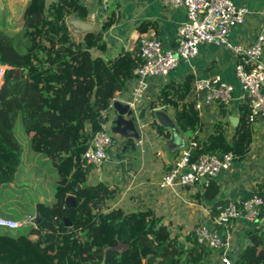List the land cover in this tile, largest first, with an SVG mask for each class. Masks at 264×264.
Listing matches in <instances>:
<instances>
[{"label":"trees","instance_id":"16d2710c","mask_svg":"<svg viewBox=\"0 0 264 264\" xmlns=\"http://www.w3.org/2000/svg\"><path fill=\"white\" fill-rule=\"evenodd\" d=\"M15 8L22 12L12 29L0 26V65L7 67L0 87V185L13 183L21 164V145L14 132L17 125L25 135L32 133L29 147L46 157L55 181L52 198L35 204L36 230L0 233V264H211L209 251L196 242L192 232L184 237L173 234L172 226L151 209H109L121 189L105 182L88 183L93 168L83 154L106 122L112 100L120 98L142 64L139 36L125 51L105 59L100 56L107 49L103 32L118 20L114 9L102 18L99 31L87 32L76 42L65 20L73 15L87 22L91 8L75 0H26ZM144 26L139 32L146 31ZM17 34L23 41L21 54L13 46ZM192 82L188 75L181 83H166L150 103L151 108L169 109L183 134L202 127L193 104L187 101ZM219 108L223 116L232 114L230 107ZM249 113L244 98L229 140L225 122L215 123L206 139L189 137L195 142L190 161L196 163L204 154L222 158L227 153L235 161L243 160L251 150L257 125L249 121ZM152 124L163 139L169 138V132L155 121ZM171 167L167 162L165 171ZM213 179L203 186L202 196L207 200L220 191ZM254 192L264 198L262 187ZM67 196L75 197V209L64 208ZM32 234L36 235L33 240ZM247 239L234 264H264L262 227L251 229Z\"/></svg>","mask_w":264,"mask_h":264},{"label":"crops","instance_id":"0c3cea01","mask_svg":"<svg viewBox=\"0 0 264 264\" xmlns=\"http://www.w3.org/2000/svg\"><path fill=\"white\" fill-rule=\"evenodd\" d=\"M24 1L26 0H0V26L4 24L8 31L12 29L14 20L22 12L21 9L15 8V6L19 5L20 2L24 3ZM76 2L92 9L93 12L86 23L96 26V31L100 30V22L110 9L117 12V22L103 32L107 49L100 56L105 59L113 58L121 51H125L131 46L133 39L138 36L139 38H148L155 35L166 48L174 47L177 40V30L185 21V12L182 9L162 6L156 0H119L116 3L109 0H75ZM232 2L237 8L248 10V15L243 25H238L231 30L228 40L233 44H239L246 48L255 40L256 34L261 30L264 0H232ZM99 15L103 17L100 19ZM65 23L74 40L81 42L85 35V31L81 29L83 22L71 15L66 18ZM141 25H145L144 29L147 28L146 31L139 32ZM13 41L14 49L21 54L23 41L20 34L15 35ZM237 62V58L228 49L214 45H204L200 47L196 58L180 62L177 68L170 72L165 79L154 77L150 80L149 100L146 101L148 104L145 105L144 103L143 108H141L142 121L139 117L137 118L141 141L133 144L131 149L134 150L136 156L133 157L131 154H127L126 157L119 158L124 162L123 167L117 163L118 159L111 161L114 152L122 147L121 144L113 141L114 147L108 152L109 161L101 168L92 169L88 175V183L91 185L105 182L109 185H116L121 189L120 194L112 201L109 209H151L158 217H161L163 222L172 226L173 234L184 237L192 232L196 226H211L213 218L227 202L246 200L258 188L262 187L264 189V118L256 123L249 154L243 160L235 161L230 170L221 172L214 177L213 180L220 191L212 200H207L202 196L204 187L201 184H196L191 188L175 187L172 189H161L158 186V180L163 173L167 172L165 166L169 162L162 146V142L167 138L163 139L155 131L152 124L154 121L153 110L164 108L150 107V103L156 98L158 90L169 82L181 83L188 75L193 77V81L218 76L223 82L230 84L233 87V101L229 108L232 114L223 116L217 104L203 107L198 111L202 122L201 129L195 133L188 132L184 134L187 142L191 136L206 139L213 132L215 123L225 122L227 123L225 137L229 140L237 124L239 104L243 100V93L235 77ZM120 97L126 99L128 93L124 92ZM194 100L195 95L189 91L187 101L193 104ZM169 114L172 116L170 110ZM230 117H234V119L230 120ZM14 132L21 145V164L17 169L13 183L0 185V190L3 189L6 192H0V209L2 211H6L4 206L8 202L13 201L14 203L21 197L20 172L23 168L32 167L30 163L25 164L27 157H31V155L43 157V155L32 152L29 147V138L32 133L25 135L19 125L16 126ZM172 162L169 163L172 164ZM108 165H111V172L103 170ZM122 175H124L123 182ZM52 179L54 182L55 179ZM9 187H12V189ZM9 190L13 193V200L11 198L5 199ZM20 204H16L17 207ZM34 214H37L36 211ZM258 226L262 227L264 233V213L258 223L250 224L244 221L234 223L232 228L233 238L227 253L232 264L248 244L247 233ZM29 231V228H23L17 232L25 234ZM0 233L4 232L0 230ZM31 236H33L32 240L36 238L34 234ZM223 254L221 252L211 255V264H222L220 259Z\"/></svg>","mask_w":264,"mask_h":264},{"label":"built area","instance_id":"2783aa9c","mask_svg":"<svg viewBox=\"0 0 264 264\" xmlns=\"http://www.w3.org/2000/svg\"><path fill=\"white\" fill-rule=\"evenodd\" d=\"M118 2L119 0H111ZM162 6L182 9L185 21L177 30V40L174 47L166 48L155 36L140 38L138 41L139 57L142 64L137 67L134 76L127 81L123 91L128 98L120 99L129 104L138 118L137 111L143 108L149 100L150 80L154 77L165 79L180 62L196 58L200 47L214 45L228 49L238 62L235 66V77L243 93V99L249 102V121L264 118V15L261 14V30L255 40L246 48L233 44L228 35L233 28L243 25L248 15L245 8H237L232 0H156ZM7 67L0 65V87L3 83ZM190 92L195 95L194 110L211 104L230 107L233 101V87L215 76L207 79L194 80ZM158 109V108H157ZM107 113L105 114V119ZM188 146L178 152L171 164V169L161 175L158 186L161 189L175 187L191 188L196 184L208 186L217 174L231 169L235 158L231 153L222 158L204 154L198 162L190 161L195 142L189 140ZM114 147L113 140L105 132V123L101 130L91 139L89 148L83 154V160L91 168H101L109 161L108 152ZM119 150V149H118ZM118 164L124 166L123 160ZM264 198L256 193L246 200L229 201L222 206L213 218L211 226H196L192 233L199 245L209 251L210 257L224 253L222 264H232L227 256L233 236V225L239 221L246 223L260 222L263 214ZM37 217H26L15 221L0 217V230L17 232L23 228L37 229ZM33 238V236H29ZM35 238V237H34ZM109 264V263H102Z\"/></svg>","mask_w":264,"mask_h":264},{"label":"water","instance_id":"95a60500","mask_svg":"<svg viewBox=\"0 0 264 264\" xmlns=\"http://www.w3.org/2000/svg\"><path fill=\"white\" fill-rule=\"evenodd\" d=\"M82 22V21H81ZM81 29L87 32H97L96 26L83 22ZM107 118L105 122V132L114 141L122 145L119 153H124L128 149L130 144H137L141 141V133L139 130V122L134 113V110L130 108L129 104L120 99H114L111 102L109 110L106 112ZM152 116L154 121L165 131L169 132V138L162 142V146L166 152L167 159L172 162L177 156L178 152L187 148V140L173 119V116L169 114L167 108H160L153 110ZM234 117H230V120ZM119 159V156H116ZM122 182L124 181V175L121 176ZM77 207L75 197L67 196L64 201V208L75 209ZM264 213V207H263ZM66 227H70L69 220L64 219ZM118 246L116 249H120Z\"/></svg>","mask_w":264,"mask_h":264},{"label":"rangeland","instance_id":"374dc122","mask_svg":"<svg viewBox=\"0 0 264 264\" xmlns=\"http://www.w3.org/2000/svg\"><path fill=\"white\" fill-rule=\"evenodd\" d=\"M109 1L112 2L111 0ZM98 17L101 19L103 16L99 15ZM147 102H145V105L148 104ZM137 115L142 121L141 110L137 111ZM114 153L115 154L119 153V150H116ZM115 154L113 155V157H111L110 159L111 161H116L115 157L117 156V154L116 156ZM127 154H131L133 157L136 156L134 150H129V149H127V151L124 153H120V155L123 158L126 157ZM27 158L28 159L25 160V164L30 163L32 164V167L23 168L20 172V179L22 182L21 192H20L21 197L18 198L17 201L14 203L13 201L8 202L4 206L6 211H2L0 209V217L9 218L15 221L23 220L29 216L30 217L34 216L38 218V215L34 214L35 204L38 202L46 203L52 197L54 193V182L52 178L55 179V174L51 168L50 163L46 159V157L31 155V157H27ZM127 169L129 170L128 165H127ZM103 170L107 172H111V165H108V167ZM9 188L12 189V187H9ZM10 190L6 194V197H5L6 200H8L9 198L13 200V195H12L13 193ZM0 192L6 193L5 191H3V189H1ZM20 193L18 192V194ZM19 203L21 204L20 206L17 207ZM37 222H38V219H37ZM209 257H210V254H209Z\"/></svg>","mask_w":264,"mask_h":264},{"label":"clouds","instance_id":"9594fccd","mask_svg":"<svg viewBox=\"0 0 264 264\" xmlns=\"http://www.w3.org/2000/svg\"><path fill=\"white\" fill-rule=\"evenodd\" d=\"M120 150V149H119Z\"/></svg>","mask_w":264,"mask_h":264}]
</instances>
